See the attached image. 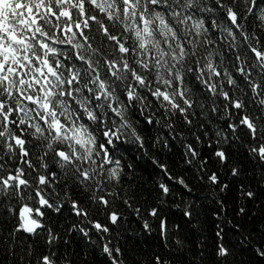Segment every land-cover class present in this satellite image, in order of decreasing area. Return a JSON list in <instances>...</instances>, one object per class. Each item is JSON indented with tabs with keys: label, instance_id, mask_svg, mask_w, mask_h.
I'll list each match as a JSON object with an SVG mask.
<instances>
[{
	"label": "snow or ice",
	"instance_id": "1",
	"mask_svg": "<svg viewBox=\"0 0 264 264\" xmlns=\"http://www.w3.org/2000/svg\"><path fill=\"white\" fill-rule=\"evenodd\" d=\"M175 141L191 178L158 159ZM125 144L159 175L151 188ZM191 180L214 193L210 223L184 199ZM262 197L264 0H0V257L74 264L79 240L127 264L111 236L127 212L162 247L191 245L189 264L264 259V217L242 223Z\"/></svg>",
	"mask_w": 264,
	"mask_h": 264
},
{
	"label": "trees",
	"instance_id": "2",
	"mask_svg": "<svg viewBox=\"0 0 264 264\" xmlns=\"http://www.w3.org/2000/svg\"><path fill=\"white\" fill-rule=\"evenodd\" d=\"M184 137L189 139V133L187 129H183ZM160 132L162 135V131L159 129V126L150 130V137H154ZM198 147H201L198 145ZM127 149V151H125ZM183 149L180 146L179 141H175L174 146L165 149L160 153L158 159L162 162L166 163L173 173L179 174L181 172L184 173L185 176L191 178L192 172L185 171L186 165L183 164L181 160L180 153ZM124 155L125 161L127 163L136 164V180L144 185L145 188H151L153 180H149V175L151 174L154 180H159V175L156 170L153 168L149 160H146L141 157V154L136 151L135 147L129 144H125L123 148L117 153V155ZM147 181V183H144ZM193 185V191L190 196H185L184 199L188 201H195L197 204V208L203 206L202 219L207 218L208 222H211V214L212 209L215 208V204L213 200L215 198L214 193L211 189L201 183L198 180H191ZM148 197V193L144 192L141 196V199H146ZM175 200V203H169L167 205V211L171 213H175V215H170V219L175 221L179 218V214L181 209L176 207V204L179 203L181 197L178 192H174L173 197H170L169 200ZM231 197L229 198V209L233 207L231 203ZM264 199V197H262ZM250 212L257 217L254 221H247L245 223V227L248 231H251L252 225H259L261 217H264V207H261V201L258 200L253 204L249 205ZM67 212L65 216H67ZM223 215V214H222ZM126 221L123 224V227L111 234L113 238V243L119 245L124 250V256L122 259L127 261V264H134V262L139 261L140 264H149V260L151 259L154 253H159L161 255H166L171 253L169 259H171L172 264H189V261L194 259L191 252L187 251V248L191 247V245H187L183 254L176 253L171 246L162 247L161 240L159 238L158 233H144L139 229L137 219L134 216L128 215L125 212ZM233 217L229 214L228 219H232ZM239 219V218H237ZM71 218L69 217L67 220H61V224L70 223ZM253 235H256L253 233ZM229 239L233 242L239 240V237H234L229 234ZM166 243V242H165ZM68 258L71 259L74 264H108L107 258L102 254L98 247L89 244L87 241H79L74 242L71 247L68 249ZM236 260L239 264L240 261H243V264H264V259L259 258L255 255V253L251 249L241 250L240 248L236 249ZM12 257L10 254L0 257V264H11ZM205 261L207 264H213V261L209 257H205Z\"/></svg>",
	"mask_w": 264,
	"mask_h": 264
}]
</instances>
